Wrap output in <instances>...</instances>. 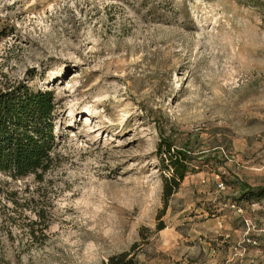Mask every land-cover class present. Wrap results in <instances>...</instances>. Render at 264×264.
Wrapping results in <instances>:
<instances>
[{
  "label": "rangeland",
  "instance_id": "1",
  "mask_svg": "<svg viewBox=\"0 0 264 264\" xmlns=\"http://www.w3.org/2000/svg\"><path fill=\"white\" fill-rule=\"evenodd\" d=\"M0 31L60 130L42 181L0 175V264H264V0H0ZM160 140L193 158L165 209Z\"/></svg>",
  "mask_w": 264,
  "mask_h": 264
},
{
  "label": "trees",
  "instance_id": "2",
  "mask_svg": "<svg viewBox=\"0 0 264 264\" xmlns=\"http://www.w3.org/2000/svg\"><path fill=\"white\" fill-rule=\"evenodd\" d=\"M5 36L6 33L0 31V41ZM57 112L52 90L34 89L26 81L0 87V175L12 181L28 176H33L37 182L43 180V176L51 168L52 153L58 144L57 133L60 130L56 127ZM156 156L160 170L170 172L169 176L162 177L165 209L168 200L177 193L186 174L192 170L190 165L193 158L188 151L173 148L166 140H160L157 144ZM8 194L0 189V206L6 202H11L14 207L19 206L15 199L17 192ZM255 196L257 199L253 200L251 197ZM260 197L264 198V189H247L240 195V200L255 202ZM28 226L33 236L36 228L40 227L41 233L46 231L48 219L45 213L37 212V221L29 222ZM163 228V224L157 226V230ZM134 248L135 245L130 251L110 255L100 264H136Z\"/></svg>",
  "mask_w": 264,
  "mask_h": 264
},
{
  "label": "crops",
  "instance_id": "3",
  "mask_svg": "<svg viewBox=\"0 0 264 264\" xmlns=\"http://www.w3.org/2000/svg\"><path fill=\"white\" fill-rule=\"evenodd\" d=\"M229 244V243H228ZM247 247H251V245H247L246 246V248ZM260 247V246H259ZM261 247H263V246H261ZM264 248V247H263ZM226 249H228V248H226ZM203 251H204V255H220V252H219V250H218V248L216 249V251L215 250H213V249H210L209 251H208V249L206 248V249H203Z\"/></svg>",
  "mask_w": 264,
  "mask_h": 264
},
{
  "label": "built area",
  "instance_id": "4",
  "mask_svg": "<svg viewBox=\"0 0 264 264\" xmlns=\"http://www.w3.org/2000/svg\"><path fill=\"white\" fill-rule=\"evenodd\" d=\"M231 207H232V208H235V206H234V205H231Z\"/></svg>",
  "mask_w": 264,
  "mask_h": 264
}]
</instances>
